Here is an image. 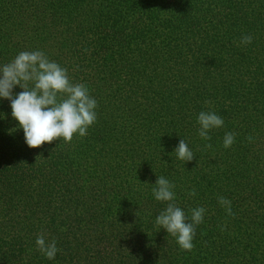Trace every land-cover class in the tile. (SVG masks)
<instances>
[{"label": "trees", "instance_id": "1", "mask_svg": "<svg viewBox=\"0 0 264 264\" xmlns=\"http://www.w3.org/2000/svg\"><path fill=\"white\" fill-rule=\"evenodd\" d=\"M33 50L89 88L97 122L29 148L0 99V264H264V0H0V65ZM201 111L224 120L208 141ZM160 176L189 217L206 209L191 252L155 224Z\"/></svg>", "mask_w": 264, "mask_h": 264}, {"label": "clouds", "instance_id": "2", "mask_svg": "<svg viewBox=\"0 0 264 264\" xmlns=\"http://www.w3.org/2000/svg\"><path fill=\"white\" fill-rule=\"evenodd\" d=\"M252 41L253 36L245 34L240 44L246 46ZM17 86L22 91L14 93ZM0 99L10 101L11 115L23 129L29 148H39L56 140L70 143L74 135L87 136L88 129L97 122L98 102L89 88L83 83H73L68 69L49 59L42 50L21 51L10 62L0 65ZM197 123L198 135L206 141L211 140L210 132L224 126L223 118L214 111H201ZM246 139L250 143L253 141L252 136ZM234 143L235 133L226 132L223 147L230 148ZM204 147L207 149L212 145L205 144ZM173 153L184 164L195 158L184 139H180ZM154 185L152 194L155 200L166 203V208L156 216V226L176 238L181 251L191 252L195 247L193 240L197 226L203 223L206 209L203 206L193 208L189 217L176 203L172 182L160 176ZM188 195L195 196V188ZM217 200L228 216H234L229 199L218 196ZM221 230L225 229L222 227ZM35 245L48 260L55 259L61 251L56 239L49 240L43 232L37 235Z\"/></svg>", "mask_w": 264, "mask_h": 264}]
</instances>
